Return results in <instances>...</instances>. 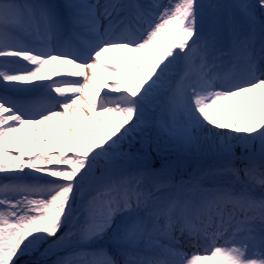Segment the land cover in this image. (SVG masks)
Wrapping results in <instances>:
<instances>
[{
  "label": "snow or ice",
  "instance_id": "snow-or-ice-1",
  "mask_svg": "<svg viewBox=\"0 0 264 264\" xmlns=\"http://www.w3.org/2000/svg\"><path fill=\"white\" fill-rule=\"evenodd\" d=\"M37 254L264 264V0H0V264Z\"/></svg>",
  "mask_w": 264,
  "mask_h": 264
},
{
  "label": "rangeland",
  "instance_id": "rangeland-1",
  "mask_svg": "<svg viewBox=\"0 0 264 264\" xmlns=\"http://www.w3.org/2000/svg\"><path fill=\"white\" fill-rule=\"evenodd\" d=\"M42 2L59 6L65 4L67 0H42ZM89 2H95V0H89ZM103 2L104 0H100V3ZM164 2L167 3V0H164ZM204 2L205 3L219 2V3L228 4V3L238 2V0H204ZM109 62L111 63L112 61ZM160 149H162L163 151H168L173 157H177L179 160L189 161L191 166V171H193L191 172L190 178L193 176H199L209 167L216 166L222 162L221 155L217 151H215L212 145L208 142L202 141L198 149H192L187 151L181 150L180 148L174 145L165 144V143H162L160 145ZM234 151L236 157H238L239 153L244 154V150L240 146H236ZM236 166L237 167L241 166L240 161L238 159L236 160ZM168 177L169 176H167V178ZM190 178L186 179L185 181L189 180ZM181 180L182 179H179L177 181H181ZM55 258H56L55 256L41 257L40 255L37 254L33 256L24 257L23 261L27 262V264H34V262H39V264H52V261L55 260Z\"/></svg>",
  "mask_w": 264,
  "mask_h": 264
},
{
  "label": "trees",
  "instance_id": "trees-1",
  "mask_svg": "<svg viewBox=\"0 0 264 264\" xmlns=\"http://www.w3.org/2000/svg\"><path fill=\"white\" fill-rule=\"evenodd\" d=\"M152 155H155V153H152Z\"/></svg>",
  "mask_w": 264,
  "mask_h": 264
}]
</instances>
